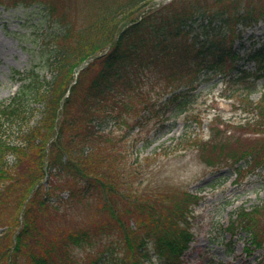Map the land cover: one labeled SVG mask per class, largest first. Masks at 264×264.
Here are the masks:
<instances>
[{"label":"trees","instance_id":"trees-1","mask_svg":"<svg viewBox=\"0 0 264 264\" xmlns=\"http://www.w3.org/2000/svg\"><path fill=\"white\" fill-rule=\"evenodd\" d=\"M151 1L87 0L84 14L73 17L67 0H0L37 4L48 22L31 40V65L13 70L18 89L0 103V264H73L71 247L98 234L109 235L104 249L80 264H183L200 196L184 190L171 198L152 189L160 167L150 165L153 157L196 146L204 162L232 167L237 176L264 169V93L245 104L251 115L238 126L211 128L205 141L187 131L191 122L201 125L193 109L203 81L248 80L252 90L264 78V39L248 53L252 70L243 69L234 48L237 21L264 16V0H171L147 10ZM152 90L157 99L145 100ZM181 119L184 131L158 153L128 148L131 139L150 146ZM245 135L252 140L244 142ZM58 189L70 205L102 200L111 220L92 221L91 229L86 221L48 239L44 218L69 215L53 196ZM260 212L259 205L241 206L226 226L232 237L248 232L262 249L255 264H264Z\"/></svg>","mask_w":264,"mask_h":264},{"label":"rangeland","instance_id":"rangeland-1","mask_svg":"<svg viewBox=\"0 0 264 264\" xmlns=\"http://www.w3.org/2000/svg\"><path fill=\"white\" fill-rule=\"evenodd\" d=\"M67 2L73 17H81L87 8V0H67ZM156 2L158 0L147 6V10L159 7L154 6ZM37 6V4L27 6L0 4V103L10 98L17 88V81L13 79V70H24L31 65V40L35 39L36 32L48 26L43 11L41 8H36ZM208 7L210 11L214 10L210 2ZM242 23L241 20L237 21L236 27L240 36L234 42V48L243 57L239 62L243 69L252 70L254 64L249 60L248 53L255 44L264 39V16L258 20ZM247 84L248 80L236 83L233 79L226 81L220 77L203 81L198 87L199 99L193 109V113L200 116L201 125L189 122L191 126L187 131L199 132L202 140L205 141L210 137L211 128L215 131H224L227 123L238 126L244 122L246 116L251 115L245 104L248 101L258 100L264 93V78L256 82L252 90L247 88ZM156 91H150L152 98L145 100L157 99ZM143 105L140 104V108ZM184 120H179L173 129L155 138L150 146L144 147L142 143L133 145L131 139L128 148L131 152L142 156L158 153L162 144H173L171 141L184 131ZM236 131L239 135L244 133L240 128ZM123 132L129 131L119 129L116 131V133ZM146 132L143 131V136ZM133 133L134 138L138 137L139 131ZM149 133L154 134L153 131ZM128 137H133L132 133ZM243 137L244 142L252 140L247 135ZM199 153L200 149L196 146L188 147L187 150L180 152L157 155L150 164L160 165L152 173L154 176L151 178L154 179V184L150 185L152 189H162L171 198L182 196L184 190L198 193L200 196L198 204L193 206V214L190 215L189 222L194 239L184 254V264H255L262 249H256L250 244L248 232L244 230L238 232L239 229H236L235 232L238 233L232 237L226 231V226L241 206L250 209L251 206L259 205L261 212L256 215L257 226L261 236L264 237V169L244 170L241 176H237L232 167H211L204 162ZM59 192V189L56 190V193ZM61 194L60 192L59 195L53 196L62 198ZM67 202L68 200L62 198L59 205L62 210L69 213L68 216L57 214L44 218H48L51 225L49 228L45 226L48 239L52 237L60 239L66 230L79 227L86 221H89L87 224L91 229L92 221L106 223L111 220L109 212L104 211L101 206L102 200L101 204L90 206L81 203L70 205ZM6 214H14V209H9ZM126 224L132 228L136 227V221L130 217L126 218ZM108 238L107 234H98L89 242L72 246L73 264L86 261L97 250L102 251Z\"/></svg>","mask_w":264,"mask_h":264}]
</instances>
